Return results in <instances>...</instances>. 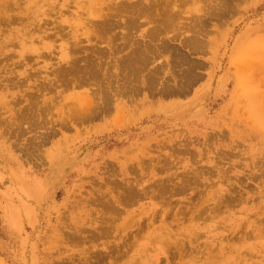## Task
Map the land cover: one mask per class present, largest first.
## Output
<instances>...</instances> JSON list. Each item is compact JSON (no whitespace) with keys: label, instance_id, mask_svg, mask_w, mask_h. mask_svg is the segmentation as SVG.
Returning <instances> with one entry per match:
<instances>
[{"label":"rangeland","instance_id":"374dc122","mask_svg":"<svg viewBox=\"0 0 264 264\" xmlns=\"http://www.w3.org/2000/svg\"><path fill=\"white\" fill-rule=\"evenodd\" d=\"M0 264H264V0H0Z\"/></svg>","mask_w":264,"mask_h":264},{"label":"bare ground","instance_id":"6f19581e","mask_svg":"<svg viewBox=\"0 0 264 264\" xmlns=\"http://www.w3.org/2000/svg\"><path fill=\"white\" fill-rule=\"evenodd\" d=\"M219 2V1H218ZM223 2V1H222ZM221 2V3H222ZM228 2V1H227ZM140 3V2H139ZM133 5V4H132ZM137 5V4H136ZM136 5L134 6L133 5V7H136ZM139 5V4H138ZM86 6V5H85ZM88 6V5H87ZM7 7V6H6ZM93 7V6H92ZM127 7V6H126ZM130 7H132L131 5H130ZM94 8V7H93ZM136 9V8H135ZM147 9V8H146ZM151 9V8H150ZM226 9V8H225ZM230 9V8H229ZM92 10V9H91ZM96 10V9H95ZM104 10H106V9H104ZM137 10V9H136ZM156 10V9H155ZM231 10V9H230ZM109 11V10H108ZM149 11V10H148ZM143 12V11H142ZM147 12V11H146ZM145 12V13H146ZM103 13V12H102ZM138 13V12H137ZM148 13V12H147ZM154 13V12H153ZM156 13V12H155ZM132 15H134V14H132ZM96 16V15H95ZM137 16V15H136ZM142 16V15H141ZM147 16V15H146ZM102 17V16H101ZM145 17V16H144ZM151 17V16H150ZM152 17H154V15L152 16ZM138 18V17H137ZM146 18V17H145ZM133 19V18H132ZM136 19V18H135ZM87 20V19H86ZM101 20V19H100ZM106 20H108V19H106ZM131 20V19H130ZM113 21H115V20H113ZM133 21H134V19H133ZM5 22V21H4ZM94 22H96V20L94 21ZM100 22V21H99ZM130 22V21H129ZM2 23V22H1ZM96 23H98V22H96ZM101 24H103L104 26L106 25V23H102V21L100 22ZM111 23V22H110ZM5 24H7V23H5ZM81 24V23H80ZM109 24V23H108ZM94 25H95V23H94ZM103 25H101V26H103ZM112 25V24H111ZM110 25V26H111ZM168 25V24H167ZM82 26V25H81ZM109 26V27H110ZM113 26V25H112ZM165 26V25H164ZM100 27V26H99ZM161 27V26H160ZM98 28V27H97ZM114 28H115V25H114ZM99 29V28H98ZM100 29H104V28H100ZM108 29H110L111 30V27L110 28H108ZM98 31V33H99V30H97ZM114 31V30H113ZM112 32V31H111ZM107 33H109V32H107ZM106 33V34H107ZM103 34V33H102ZM105 33L103 34V35H106ZM108 38V37H107ZM105 39V38H104ZM76 42V41H75ZM71 51V50H70ZM100 52V51H99ZM97 53V52H96ZM144 53V52H143ZM143 53H141V54H143ZM18 56V55H17ZM145 56V55H144ZM147 57V56H146ZM146 59V58H145ZM75 60V59H74ZM77 60H75V62H76ZM73 62V61H72ZM75 62H73L74 64H75ZM88 62V61H87ZM122 62V61H121ZM77 63H78V61H77ZM72 64V63H71ZM96 65H98V64H96ZM74 65L72 64V67H73ZM91 66V65H90ZM121 66V65H120ZM122 67V66H121ZM75 68H77V67H75ZM74 68V69H75ZM71 69V68H70ZM108 71V70H107ZM94 73V72H93ZM96 75H97V72H96ZM109 75V74H108ZM121 75V74H120ZM90 76V75H89ZM93 76V75H92ZM97 77V76H96ZM94 79H96V78H94ZM92 80V79H91ZM107 88V87H106ZM102 92H104V91H102ZM91 96V95H90ZM104 96V95H103ZM105 96H107V95H105ZM110 97V96H109ZM88 98H89V96H88ZM104 99V101H106L107 102V100H106V98H108V97H103ZM112 98V97H111ZM102 100V99H101ZM102 100V101H103ZM113 100V99H112ZM88 101V100H87ZM108 101H109V99H108ZM111 101V100H110ZM109 101V102H110ZM96 102V101H95ZM105 102V103H106ZM77 103V102H76ZM79 103V105H80V102H78ZM77 103V104H78ZM89 103V102H88ZM101 103V102H100ZM129 103V102H128ZM84 104H86L87 105V103H84ZM83 103L81 104V106H83L84 105ZM106 104H109V103H106ZM105 104V105H106ZM98 105V104H97ZM74 107H75V105H74ZM85 107L86 106H84L83 108L85 109ZM81 108V110H83L82 109V107H80ZM74 109V108H73ZM80 110V109H79ZM80 110V111H81ZM86 110V109H85ZM94 110V109H93ZM105 111V110H104ZM83 112V111H82ZM99 112V111H98ZM97 112V113H98ZM103 112V111H102ZM102 112H100V113H102ZM97 113H95V114H97ZM84 114V113H83ZM86 114H87V112H86ZM85 116V115H84ZM86 116H88V114L86 115ZM90 116H88V118H89ZM92 117V116H91ZM90 117V118H91ZM77 118V117H76ZM89 118V119H90ZM80 120H82V119H80ZM79 122V121H78ZM84 122V121H83ZM91 122V121H90ZM87 123V122H86ZM59 155V154H58ZM68 157V156H67ZM56 160V158L53 160V161H55ZM8 174L14 179V181H15V188L16 189H18L20 192H22L23 194H24V199L26 200V199H32V200H35L37 203H39V204H41L44 200H43V191H44V189L40 186V185H43V184H45V183H43V182H40V181H37V180H35L34 178H32L30 175H28L27 174V172L26 171H23V168L21 167V166H19V165H17V166H15V167H12L9 171H8ZM131 188V187H130ZM128 190V189H127ZM130 198V197H129ZM133 199V198H132ZM129 203V202H128ZM23 206H25L26 208H20V207H17V209H16V211L15 210H11V219H13V221H14V223H13V226H14V228H16V230H18V231H21L22 230V226H21V223H22V221L21 220H23V219H25V218H27L28 220H32V222H33V215H32V209H31V206H30V204L27 202V200H26V202L24 201V203L22 204ZM32 205V204H31ZM33 207V206H32ZM115 208V207H114ZM116 208H118V207H116ZM110 210V209H109ZM112 213V212H111ZM115 215H116V213H115ZM12 226V225H11ZM13 228V229H14ZM95 254V253H94Z\"/></svg>","mask_w":264,"mask_h":264}]
</instances>
